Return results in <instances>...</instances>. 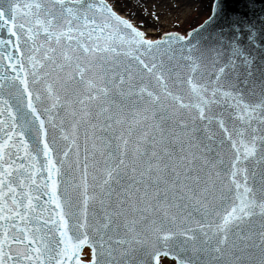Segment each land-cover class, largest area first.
<instances>
[{
  "label": "snow or ice",
  "instance_id": "obj_1",
  "mask_svg": "<svg viewBox=\"0 0 264 264\" xmlns=\"http://www.w3.org/2000/svg\"><path fill=\"white\" fill-rule=\"evenodd\" d=\"M0 264H264V0H0Z\"/></svg>",
  "mask_w": 264,
  "mask_h": 264
},
{
  "label": "bare ground",
  "instance_id": "obj_2",
  "mask_svg": "<svg viewBox=\"0 0 264 264\" xmlns=\"http://www.w3.org/2000/svg\"><path fill=\"white\" fill-rule=\"evenodd\" d=\"M198 10V9H197ZM158 11H164V9H158ZM187 11V10H186ZM190 14L191 15H196L197 13L194 12V7L190 10ZM177 15L176 13H173L172 16H175ZM181 15V19L183 20L184 16L183 14H180ZM169 19H171V17H169ZM175 24H176V21L174 19H172L171 23H169L167 20L164 22V27L167 28L168 30H176L175 29ZM149 34L150 35H156L157 34V31L156 29H153V28H150L149 29Z\"/></svg>",
  "mask_w": 264,
  "mask_h": 264
},
{
  "label": "rangeland",
  "instance_id": "obj_3",
  "mask_svg": "<svg viewBox=\"0 0 264 264\" xmlns=\"http://www.w3.org/2000/svg\"><path fill=\"white\" fill-rule=\"evenodd\" d=\"M151 4H152V0H148V7L149 8H151ZM197 8L196 7H194V12H196L197 13Z\"/></svg>",
  "mask_w": 264,
  "mask_h": 264
}]
</instances>
